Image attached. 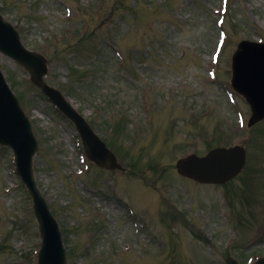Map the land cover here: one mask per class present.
Returning a JSON list of instances; mask_svg holds the SVG:
<instances>
[{
    "label": "rangeland",
    "instance_id": "1",
    "mask_svg": "<svg viewBox=\"0 0 264 264\" xmlns=\"http://www.w3.org/2000/svg\"><path fill=\"white\" fill-rule=\"evenodd\" d=\"M104 2L102 9L93 11L89 7L94 6L96 0H0V11L16 23L25 43L43 47L42 52L55 61L49 69V82L67 85L73 103L94 121L101 135H106L109 142L121 150L124 162L129 164L135 160L131 167L142 169L145 155H148V161L155 166L154 169L145 168V173L152 177L143 186L128 172L117 173L112 180L111 174L114 173L91 165L86 180L89 186L100 188L101 192L92 196V207L91 203L87 205L74 172L78 149L74 145L71 125L47 105L20 66L0 56L6 79L13 91L21 95V106L32 121L39 140L34 160L35 175L59 223L62 237L66 238V264H224L222 256L228 254L240 260L263 252L264 180L261 179L264 178V161L261 155L264 120L248 130L238 126V114L247 119L249 110L245 102L232 93L229 77L231 54L236 43L241 39H264V0H228L227 18L221 24L226 37L215 64L210 55L219 30L215 13L219 9V0ZM67 6L76 10L84 8V12L72 20L79 22L80 29L85 27L82 32L89 29L86 37H74L70 44H63L66 38L55 47L45 48L43 39L46 35L70 24L64 16V7ZM103 36L115 43L121 60L114 58L110 46L99 41ZM93 45L97 46L89 48ZM135 47L137 50L131 53ZM69 51L71 63L65 68L56 59H63L61 55ZM75 54L78 56L76 60L72 59ZM116 59L122 67L115 65ZM90 60L94 63H89ZM210 69L215 72L213 79L208 75ZM131 79L139 86L153 83L154 90L149 97L156 102L152 112L155 118L149 124L147 116L142 113L144 108L137 102L143 94L138 95L139 92L129 84ZM170 84L185 88L159 112L155 95L161 93L163 97L164 87ZM159 86L161 90H158ZM228 92L232 93L234 103L229 102ZM177 103L182 107L184 103L185 107L181 108ZM98 107L105 109L106 113L97 116L95 109ZM113 108H117L118 114L109 116ZM132 111L138 131L141 132V125L146 126L141 137L136 130H129ZM198 112L207 115L200 116L194 128L189 122L194 113L199 117ZM143 117L145 119L141 121ZM198 123L209 133L224 124L230 129L223 133L229 141L246 145L249 152L247 164L241 175L230 182L228 189L234 192L239 183L249 188L251 219L245 214L246 207L227 209L236 205V200L229 196L224 202L226 186L209 187L186 178H176L172 164L181 155L177 145L181 137H168L167 133H171L168 127L172 125L180 135L184 132L195 136L201 133ZM106 125L112 128L111 133L106 131ZM120 125L125 126L134 142L123 141L122 135L127 136L125 131L115 132ZM206 145L196 142L195 147L202 152ZM188 147L186 144L185 148ZM251 172L254 176L249 177ZM111 183L119 195L115 203L108 192ZM101 196L107 197L104 201L108 205L104 207V221L100 211L95 209ZM162 200L165 202L161 203ZM129 201L139 215L144 214L147 218L134 214L140 218L143 232L150 236V244L146 241V246L141 236L132 233L127 222ZM151 201L155 202L156 210H153ZM169 207L174 211L167 212ZM175 212L184 219L177 216L178 220H173ZM161 214L165 218L159 217ZM166 215L178 229H171ZM91 216H94L92 220ZM187 221H193L195 227ZM253 222L261 223L256 227ZM163 237L167 241H164L165 248L161 247L159 239ZM127 242L131 244L126 246ZM38 244V227L30 200L13 173L11 152L0 146V264H15V258L22 257L24 249H34Z\"/></svg>",
    "mask_w": 264,
    "mask_h": 264
},
{
    "label": "water",
    "instance_id": "2",
    "mask_svg": "<svg viewBox=\"0 0 264 264\" xmlns=\"http://www.w3.org/2000/svg\"><path fill=\"white\" fill-rule=\"evenodd\" d=\"M0 50L14 57L28 67L32 72L35 82L44 91H48L55 99L59 107L71 117L77 125L81 118L62 100L49 91L50 89L43 83L44 63L32 53L24 51L17 43L12 30L0 19ZM234 84L251 101L255 114L250 120V124L264 116V44H254L242 42L234 55ZM83 123V122H82ZM83 136H86L81 130ZM0 143L11 146L17 154L16 164L18 172L23 177L27 187L32 193L35 211L43 224L44 244L39 257V264H63L62 251L60 249L54 225L49 216L44 202L34 189L33 181L29 174V163L32 152L36 149V143L32 137L29 124L21 115L14 98L8 93L0 77ZM103 154L96 156L90 152V156L103 163L109 159L108 151L98 144L96 146ZM237 149V148H235ZM234 153V156H228ZM93 154V155H92ZM218 174L212 175L213 180H224L233 175L241 166L242 155L239 150L217 151ZM231 160L229 166H224ZM186 163V162H185ZM187 166L179 163V170L185 174ZM233 168V169H230ZM256 264H264V260H259Z\"/></svg>",
    "mask_w": 264,
    "mask_h": 264
}]
</instances>
